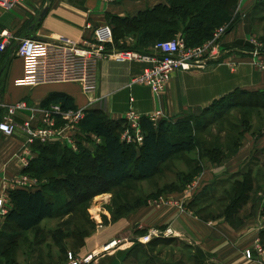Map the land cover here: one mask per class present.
Returning <instances> with one entry per match:
<instances>
[{
  "label": "crops",
  "instance_id": "1",
  "mask_svg": "<svg viewBox=\"0 0 264 264\" xmlns=\"http://www.w3.org/2000/svg\"><path fill=\"white\" fill-rule=\"evenodd\" d=\"M167 1L22 0L9 10L0 9V31L8 30L14 39L12 47L0 52V113L3 110L5 116V107L21 100L29 107L14 115L16 130L12 136L0 134V199L4 203V211L0 212V227L11 207L8 192L18 188L14 182L26 176L31 186L38 185L37 179L23 172L26 165L36 157V150L34 144L26 143L28 135L21 126L25 120H30L32 126L38 124L39 118H43L39 104L48 94H68L77 108L99 111L112 120L124 119L126 112L132 108L141 115L160 110L165 119L175 122L185 116L197 117L205 113L214 102L234 92L264 91V72L254 67L250 55V17L252 9L258 4L257 0H237L238 21L222 39L219 56L209 60L202 68L175 70L161 93L152 92L146 85H129L130 79L146 66L140 62L101 60L97 66V88L90 95L83 93L77 84H72V87L77 88L74 91L61 88L49 90L48 86L57 84H44L40 81L41 75L49 68L51 46L56 43L79 44L91 38L92 32L86 29V24L96 26L108 23L112 26L113 42L108 47L109 51L135 49L140 53H151L153 45L142 41L139 43L137 32L132 29L127 31L128 24L123 21H129L147 9L165 5ZM175 37H181V32H176ZM23 38L37 41L31 57H20L15 53V44ZM181 138H187V134L173 133L170 139ZM262 148L264 133L255 136L245 133L233 154L219 163L208 162V166L197 178L198 181L190 183L183 190L168 194V203L159 201L154 207L145 204L134 216L132 214L96 231L86 238L85 245L79 250L82 255L75 257L100 253L101 247L110 240H117L118 246L111 245L105 253L124 249L130 244L128 227L137 219L133 223L140 227L142 224L147 225L148 231L167 228L170 233L167 236L169 242H185L187 246H196L215 255L214 258L220 264H252L244 258L243 251L258 241L260 231L264 230V223L260 220L264 219V215L259 218V214L253 211V215L243 225L234 229L220 219L201 220L193 214L191 204L198 197L205 198V191L214 184L236 175L248 163L252 154ZM148 231L135 238L144 247L149 246V240L142 242L144 237L151 235ZM129 252L121 253L120 256L125 257ZM28 259V256H24V264H27ZM65 263L64 259L59 264Z\"/></svg>",
  "mask_w": 264,
  "mask_h": 264
},
{
  "label": "rangeland",
  "instance_id": "2",
  "mask_svg": "<svg viewBox=\"0 0 264 264\" xmlns=\"http://www.w3.org/2000/svg\"><path fill=\"white\" fill-rule=\"evenodd\" d=\"M257 2V9L254 6L255 8L252 9L253 14L252 16L250 15L252 35L249 37V42L252 38H255L259 42L264 43V21L258 19L264 16V0H257ZM236 5L239 7L238 1ZM236 19H238V14ZM158 39L160 41L172 38L160 37ZM72 84L50 85L47 88L49 90L61 88L74 91L77 88L72 87ZM225 99L220 103L212 105L205 113L199 114L197 117L185 116L181 118L182 120L188 119L187 122H189L193 129L191 135H193V141L196 142V146H193L190 151L175 153L166 163L159 167L150 179L131 178L119 185L109 184L106 181L97 179L95 185L90 186L92 187L89 189L91 191L88 192L91 194L90 198L78 205L75 211L43 220L32 231L24 233L18 239L19 245L13 255L16 264H24L25 255L29 257L27 264H59L64 259L66 260L65 264H68V253H71L74 258H78L75 256H81L82 254L79 253V250L85 245V240L90 235L122 218L131 216L132 214L134 216L137 210L145 204H151V207H154L155 203L159 201L168 203V199H170L168 198V194L173 191L183 190L190 183L198 181L197 178H199L203 169L208 166V162L219 163L233 154L245 133L254 136L264 133V107H236V100L244 99L245 103L246 100H254L251 96L246 97L245 95L238 94V92H234V94ZM4 114V111L1 110L0 121L3 119ZM143 116L145 115H141V117ZM122 120H124V124L122 123L124 130L120 134L121 141L124 144L138 145L137 141L128 140V136L124 132L130 129V125H128L125 119ZM160 120L167 119L162 116L158 121ZM196 122L198 126L194 128L193 123ZM38 125H45L43 118H39ZM38 125L36 124V126ZM52 129L62 130L61 140L57 142L64 149L72 151H77L78 147L85 149L91 147L95 149V146L101 144L99 138L88 136V134L81 132L78 126L75 127L74 124L68 123L58 117L54 119ZM130 133L131 136L129 137H132L135 131L130 129ZM237 141L238 144H236ZM210 148L218 149L223 159L211 161L208 157L204 156L203 152ZM242 171L250 173L251 178L255 179V186L257 185V188L252 193L250 200L240 206L233 220L234 225L232 226L228 223L232 228L235 227L234 229L243 225L253 215V211L259 214V218L264 215L263 148L257 149L252 154ZM67 172L71 171L66 170L65 173ZM240 178L241 176L238 173L228 180L226 179L221 183L218 182L213 187L208 188L204 194L205 198L202 200L198 199V203L192 206L193 214L204 221L220 219L225 222L222 216L227 200L223 201L219 198L225 197L231 190L232 181ZM72 181H74L72 177H67L65 182L60 183L61 185L55 182V191L60 192L64 198H69L65 191V185L71 184ZM73 183L77 184V182ZM98 190L103 192L92 196ZM241 219L244 221L239 224L238 221ZM260 220L264 223V219L261 218ZM135 221L137 219L133 222ZM133 222L128 227V242L130 244L127 247L111 254L105 253L110 250L107 245L118 246L116 245L117 240H110L101 247L102 252L100 253L105 254L100 255V253L92 252L93 259L89 264H93L95 261V264H198L199 261L194 259L198 256L202 257L203 264H220L212 253H206L196 246H187L185 242H152L156 237H159L160 233L166 231L167 228H163L164 230L161 231H148L149 227L147 225L142 224L140 227ZM147 231L151 233L149 236V246L144 247L143 243L135 240V238L136 236H143ZM255 243L256 241L252 246ZM258 243L264 248V241L262 242L260 238L258 239ZM128 250L130 252L127 256H120L121 253H126ZM66 252H68L67 256ZM2 264H5V262L3 261ZM252 264L254 263L252 262Z\"/></svg>",
  "mask_w": 264,
  "mask_h": 264
},
{
  "label": "trees",
  "instance_id": "3",
  "mask_svg": "<svg viewBox=\"0 0 264 264\" xmlns=\"http://www.w3.org/2000/svg\"><path fill=\"white\" fill-rule=\"evenodd\" d=\"M236 4L237 0H168L165 5L147 9L123 22L128 24L127 31L132 29L137 32L139 43L142 41L154 45L158 38H173L174 34L180 31L185 44L194 46L210 38L214 28L223 23L230 22L231 30L238 21ZM255 7L257 9V6ZM258 19L264 21V16ZM238 94L251 96L254 100H246V103L244 99L236 100V107H264V91H241ZM227 97L224 96L212 105L224 101ZM52 105H59L63 111L77 108L73 98L62 92L48 94L41 100L39 107L48 109ZM187 121L188 119L175 122L160 120L154 126L143 116L139 123L142 131L141 143L124 144L120 139L124 120H112L99 111L87 110L78 128L81 132L92 133L101 140V144L95 146V149L78 147L77 151H72L64 149L58 142H35L36 157L26 165L23 172L37 179L38 185L29 188L18 187L8 192L11 207L0 227V264L3 261L5 264H16L13 255L19 245L18 239L45 219L75 211L78 205L90 198V186L95 185L97 179L116 185L131 178L150 179L175 153L190 151L196 146V142L193 141V129ZM196 126L198 123H193V127ZM173 133L187 134V138L170 139ZM203 153L211 161L223 159L221 152L216 148L206 149ZM66 170L71 172L65 173ZM242 170L238 172L241 178L232 181L230 192L219 198L227 200L222 217L232 226L240 206L250 200L257 188L255 179L251 178L250 173ZM67 177H72L74 181L65 185L66 194L69 196L66 199L60 192L55 191V185L65 182ZM101 192L103 191L98 190L92 196ZM198 199L202 200L201 197L196 198L192 206L198 203ZM243 221L241 219L238 223ZM259 238L264 241V230L260 231ZM158 241L167 242L169 238L158 237L152 242ZM198 257L194 259L199 261L198 264H203L202 257Z\"/></svg>",
  "mask_w": 264,
  "mask_h": 264
},
{
  "label": "built area",
  "instance_id": "4",
  "mask_svg": "<svg viewBox=\"0 0 264 264\" xmlns=\"http://www.w3.org/2000/svg\"><path fill=\"white\" fill-rule=\"evenodd\" d=\"M22 0H0V9L9 10ZM86 29L91 30L92 37L85 39L79 44L56 43L51 46L49 68L41 75L40 81L44 84H77L85 94H93L97 88V66L101 60L108 59L116 63L140 62L146 66L140 73L133 76L129 85L142 84L150 88L156 94L161 93L166 88L171 74L175 70H190L192 68H202L211 59L217 58L221 51V42L230 28V22L223 23L212 31L210 38L206 41L189 46L185 44L181 37L169 40H160L152 46V52L143 54L135 50L124 49L119 51H109L108 47L113 42L112 26L108 23L92 26L85 25ZM13 36L8 30L0 31V52L9 49L13 45ZM35 40L23 38L15 46V53L20 57H31L36 47ZM250 55L252 64L260 71H264V43L257 39L250 40ZM7 112L0 121V134L5 137L12 136L16 130V123L13 121L14 115L19 111L28 110L27 103L23 100L17 101L5 107ZM45 125L32 126L30 120H25L21 126L28 137L26 143L32 145L35 142H57L61 140L62 130H54L52 126L57 117L68 123L79 125L84 116V108L63 111L59 105H52L48 109L39 110ZM163 116V112L155 110L145 114L150 122L155 126ZM141 115L132 108L129 109L124 119L130 125V129L135 131L132 137L130 129L125 131L129 141H142V131L140 128ZM26 176L14 182V185L22 188H29L31 184ZM4 211L3 199H0V212ZM169 230L159 235L167 237ZM149 240L146 236L142 242ZM112 244L107 245L110 247ZM244 258L254 264H264V248L258 241L251 248L243 251ZM93 254H88L82 258H74L68 253V264H89Z\"/></svg>",
  "mask_w": 264,
  "mask_h": 264
},
{
  "label": "water",
  "instance_id": "5",
  "mask_svg": "<svg viewBox=\"0 0 264 264\" xmlns=\"http://www.w3.org/2000/svg\"><path fill=\"white\" fill-rule=\"evenodd\" d=\"M19 43V41L15 44V46Z\"/></svg>",
  "mask_w": 264,
  "mask_h": 264
}]
</instances>
